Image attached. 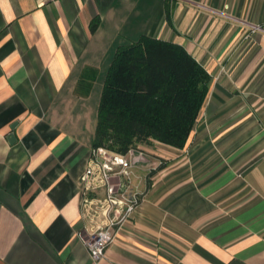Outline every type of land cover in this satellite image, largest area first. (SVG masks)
<instances>
[{
    "label": "crops",
    "instance_id": "0c3cea01",
    "mask_svg": "<svg viewBox=\"0 0 264 264\" xmlns=\"http://www.w3.org/2000/svg\"><path fill=\"white\" fill-rule=\"evenodd\" d=\"M142 35L183 46L208 93L184 148L137 146L139 205L92 261L78 180ZM0 264H264V0H0Z\"/></svg>",
    "mask_w": 264,
    "mask_h": 264
},
{
    "label": "trees",
    "instance_id": "16d2710c",
    "mask_svg": "<svg viewBox=\"0 0 264 264\" xmlns=\"http://www.w3.org/2000/svg\"><path fill=\"white\" fill-rule=\"evenodd\" d=\"M208 82L206 70L180 44L142 35L119 45L103 81L92 147L126 154L153 140L184 148Z\"/></svg>",
    "mask_w": 264,
    "mask_h": 264
},
{
    "label": "built area",
    "instance_id": "2783aa9c",
    "mask_svg": "<svg viewBox=\"0 0 264 264\" xmlns=\"http://www.w3.org/2000/svg\"><path fill=\"white\" fill-rule=\"evenodd\" d=\"M256 29L252 26V31ZM137 157L134 148L126 154L92 148L89 163L79 177L81 211L91 223L84 244L92 261L104 257L116 232L139 205L140 197L128 182V170Z\"/></svg>",
    "mask_w": 264,
    "mask_h": 264
},
{
    "label": "rangeland",
    "instance_id": "374dc122",
    "mask_svg": "<svg viewBox=\"0 0 264 264\" xmlns=\"http://www.w3.org/2000/svg\"><path fill=\"white\" fill-rule=\"evenodd\" d=\"M141 146L145 147V148H147V147L149 148L150 147L147 144H142ZM140 150L141 149L138 150V148H135L134 149V153L136 154V156H138V158L145 159V156H144L145 152L140 151Z\"/></svg>",
    "mask_w": 264,
    "mask_h": 264
},
{
    "label": "water",
    "instance_id": "95a60500",
    "mask_svg": "<svg viewBox=\"0 0 264 264\" xmlns=\"http://www.w3.org/2000/svg\"><path fill=\"white\" fill-rule=\"evenodd\" d=\"M11 137H12V135H11Z\"/></svg>",
    "mask_w": 264,
    "mask_h": 264
}]
</instances>
